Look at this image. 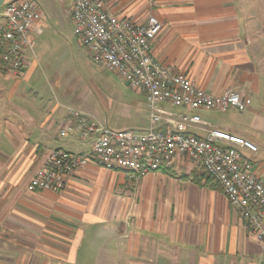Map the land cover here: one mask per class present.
Listing matches in <instances>:
<instances>
[{"label": "crops", "instance_id": "0c3cea01", "mask_svg": "<svg viewBox=\"0 0 264 264\" xmlns=\"http://www.w3.org/2000/svg\"><path fill=\"white\" fill-rule=\"evenodd\" d=\"M11 1L0 0V20ZM35 1L42 11L32 30L37 45L47 18ZM104 2L117 17L143 23L154 15L161 22L151 43L158 64L187 76L207 92L237 90L249 98L242 112L199 109L196 113L206 124L257 146L256 152L241 151L264 183V0ZM36 68L35 52L28 51L27 65L18 76L0 70V250L8 248L5 241L13 242L14 249L31 250L29 255L15 254L16 264L257 263L260 246L246 221L202 165L184 156H177L172 167L133 182L125 171L89 162L75 170L63 190H25L51 149L91 148V139L80 140L74 130L58 137L70 121L67 104L87 112L85 101L77 99L76 91L57 90L45 78L53 97L42 100L43 82H34L31 88L21 82L29 81ZM132 91L120 104L124 115L130 117V110L143 116L138 127H125L108 116L99 121L88 112L90 118L115 129H146L145 96ZM104 104L112 109L114 102L107 97ZM188 130L197 135L206 132L203 124ZM10 232L17 234L12 240ZM5 260L1 257L0 264Z\"/></svg>", "mask_w": 264, "mask_h": 264}, {"label": "built area", "instance_id": "2783aa9c", "mask_svg": "<svg viewBox=\"0 0 264 264\" xmlns=\"http://www.w3.org/2000/svg\"><path fill=\"white\" fill-rule=\"evenodd\" d=\"M70 14L73 33L91 60L144 94L149 125L146 129H115L93 121L79 107L66 106L70 121L58 137L74 130L80 140L91 139V148L86 152L51 149L25 190H63L75 170L89 162L125 171L133 182L172 167L177 156H184L199 162L238 210L260 246L256 264H264V183L241 151L256 152L257 146L206 124L196 113L199 109L242 112L249 98L237 90L207 92L194 80L158 64L151 43L162 24L154 15L143 23L117 17L104 0H72ZM41 17L35 0H13L5 5L0 20V70L14 76L24 70L27 52L34 53L36 45L32 30ZM193 124L205 125V134L189 131Z\"/></svg>", "mask_w": 264, "mask_h": 264}, {"label": "rangeland", "instance_id": "374dc122", "mask_svg": "<svg viewBox=\"0 0 264 264\" xmlns=\"http://www.w3.org/2000/svg\"><path fill=\"white\" fill-rule=\"evenodd\" d=\"M37 1L47 18V27L38 37L34 48L37 60L36 73L29 81H21L22 85L26 84L27 88H31L34 82L39 85L43 82L44 89L39 93H44L40 94L44 101L53 97L49 85H46L48 82L63 92L76 91L77 99L85 101L88 109L85 112L91 113L99 121H104L108 116L115 122H122L125 127L134 128L143 123L145 119L141 114H133L130 110L128 113L130 117L123 114L125 110L120 102L133 93L132 89L116 73L107 71L101 65L94 63L80 40L74 35L70 17L71 0ZM10 80L13 81V79ZM40 96L37 99H41ZM107 97L114 102L112 109L104 104ZM67 106L77 107L78 105L68 103ZM0 107L2 108V105ZM0 118L2 122V115ZM113 124L110 126L113 127ZM15 235L17 234L10 232L7 236L9 240H12ZM5 242L8 243V248L0 250V258L6 259L5 264H16L15 254L24 252L29 255L31 252L24 248L14 249L13 242ZM41 252L45 253L44 250Z\"/></svg>", "mask_w": 264, "mask_h": 264}]
</instances>
